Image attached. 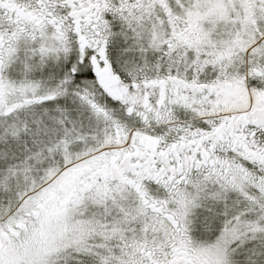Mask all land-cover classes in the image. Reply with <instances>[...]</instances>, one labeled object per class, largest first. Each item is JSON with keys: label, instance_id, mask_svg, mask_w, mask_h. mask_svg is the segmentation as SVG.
Masks as SVG:
<instances>
[{"label": "snow or ice", "instance_id": "6c2138e0", "mask_svg": "<svg viewBox=\"0 0 264 264\" xmlns=\"http://www.w3.org/2000/svg\"><path fill=\"white\" fill-rule=\"evenodd\" d=\"M0 264H264V0H0Z\"/></svg>", "mask_w": 264, "mask_h": 264}]
</instances>
